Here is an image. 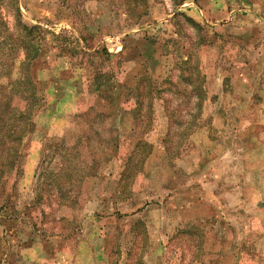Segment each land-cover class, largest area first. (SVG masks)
I'll return each instance as SVG.
<instances>
[{"label": "rangeland", "instance_id": "374dc122", "mask_svg": "<svg viewBox=\"0 0 264 264\" xmlns=\"http://www.w3.org/2000/svg\"><path fill=\"white\" fill-rule=\"evenodd\" d=\"M23 39L45 100L0 184V264H264V0H0L8 107Z\"/></svg>", "mask_w": 264, "mask_h": 264}, {"label": "trees", "instance_id": "16d2710c", "mask_svg": "<svg viewBox=\"0 0 264 264\" xmlns=\"http://www.w3.org/2000/svg\"><path fill=\"white\" fill-rule=\"evenodd\" d=\"M186 18L189 21L192 20L188 16ZM194 24L200 26L198 23ZM33 28L35 27H30L27 24L20 23L21 31L23 32V34L27 33L28 36H31V31L33 30ZM22 47L25 50V55L24 59H21L20 61V68H22L25 75L23 77L24 80H20L18 82L19 84H17L24 87L21 88L23 90L20 91H16L15 89H13L12 93L10 94V100H13L15 96L18 95L19 99L23 101V106L20 107L19 105L12 104L8 107L5 101L0 102V184L6 176V172L11 171L14 168L17 161L18 145L21 143L22 137L25 135L28 128L30 129V125H32V116L36 111L39 110L40 106L44 103L45 100L44 95H42V93H39V89L36 88L35 82L32 79V75L29 72L32 67V62L39 55L40 50L36 48L31 40L28 41L27 39L22 40ZM106 53L109 54L108 51H106ZM180 63L184 66V70H187L188 68L190 69V75L185 76L186 72L184 73V76H182V74L180 75L181 80L190 84L193 87V90H197L199 86L204 82L198 64H193L191 56H188L186 59H181ZM179 66L181 67L180 64ZM141 79L151 80V78L147 76H143L141 77ZM165 82L173 84L170 77L165 79ZM17 84L15 86H18ZM136 89H138V87H136ZM163 92V87H157L156 85H153V83H150L148 87L149 102L152 103V100H154L155 96ZM136 95L138 97L136 100V104H138L139 106L138 109H135L137 110V116L143 104V94L136 93ZM6 119L9 120L8 124L6 122ZM4 125H7L5 131L6 135L3 134ZM5 138H7V142L5 141ZM5 149H7V153L5 158H3L1 154H3V151H5Z\"/></svg>", "mask_w": 264, "mask_h": 264}]
</instances>
